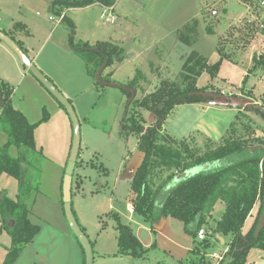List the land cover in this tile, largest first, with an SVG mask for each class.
Returning <instances> with one entry per match:
<instances>
[{
    "label": "rangeland",
    "instance_id": "1",
    "mask_svg": "<svg viewBox=\"0 0 264 264\" xmlns=\"http://www.w3.org/2000/svg\"><path fill=\"white\" fill-rule=\"evenodd\" d=\"M12 1L0 2L2 26L9 27L13 18L22 20L21 17L24 16L19 12L18 7H14L15 4ZM23 1L30 6L35 5L36 11L42 12L47 8L45 4H40V0ZM129 1L121 0L120 4L124 6H120L117 10L120 14L119 19L126 16L130 20L123 23L126 25L124 30L127 31L126 34L124 33V44L111 42L117 45L121 55L119 57L115 55L113 63L105 67L102 72L107 80L112 81V86L97 87L94 84L97 78L93 80L89 78L87 63L75 52L71 51L69 55L61 51L56 44L45 43L44 30L40 31L35 41H32L39 47L45 45L37 62L62 93L65 96L69 93L68 95L72 97L66 96L73 104L81 121L82 141L72 187L75 193L74 210L81 213L90 228H93L100 217L108 212L118 211L123 216V223H130L127 207L131 204L133 197L131 185L143 157L138 149V138L136 136L125 138L122 135L126 109L130 108L135 100H142L155 92L164 82H174L183 87L186 84L185 77L191 76L184 70V64L191 53H197L211 65L221 62L220 72L215 79H211L206 73L197 77L198 87L213 85V88L207 91L206 100L201 104L177 107L163 124V131L179 140L189 138L197 149L206 148V141L195 134L202 131L205 134L210 133L215 142L221 143L223 138L216 140L218 139L216 137H219L216 133L229 122V119L227 120L229 117L217 110L229 108L230 100L233 106L241 108L247 116H250L256 127L264 126V70L259 69L249 73L255 65L250 59L254 36L253 32L243 28V24L239 21L246 12V7L241 2L237 0H149V2L144 0L146 5H135ZM215 8L219 12L216 17L212 16L210 11ZM84 11H80L79 15L73 14L79 25L77 30L79 41L102 40V29L112 30L119 26L117 23L111 25L107 20H103L101 18L103 12L98 6ZM89 17L91 22L88 20ZM55 18L58 17L55 16ZM61 25L62 29L68 28L65 22ZM208 26L213 29V33L207 31ZM96 43L98 44L99 41ZM8 47L17 55V52ZM219 51L226 59H221ZM18 60L21 61L20 57ZM0 67L12 77L13 90L14 88L17 90L13 98L11 97L12 103L27 116L28 121L35 124L42 120L45 114L48 115V119L38 127L35 133L37 150L41 153L33 154L35 166L27 173L33 185L39 188L35 196L33 212L36 214L34 216L40 219L36 221L32 218L39 224L44 219L52 224L55 223L56 226L59 223L63 225L66 216L62 204L61 175L72 147V122L61 102L55 99L26 67L21 69L26 74L24 78L16 76L14 65L10 64L9 58L2 53H0ZM138 70L141 76L137 75ZM247 73H249L248 81L244 84ZM61 75L68 83L62 82L65 86L58 80ZM134 78L137 81L136 95L129 105L131 97H128L121 87L128 88ZM136 111L141 113L146 130L157 124L153 112L142 108H137ZM259 135L263 138L264 132H259ZM7 140L6 133L0 130V145L6 144ZM10 153L15 157L17 149L12 148ZM237 158L239 155L231 156L228 161H236ZM214 168L216 165H211L206 170ZM80 181H84L85 184L78 192L77 184ZM179 181L177 177L173 179L168 184L166 192L174 189L180 183ZM1 190L8 198L16 200L18 181L8 174H2L0 176ZM224 210V204L216 205L213 212L214 219L203 227L208 233L204 241L215 238L216 235L211 237L208 231H213L216 221L223 217ZM163 220L166 221L161 227V233L164 235L156 234V242L160 249L157 248L152 255V264L158 261L161 263L169 261V254L164 250L174 247L171 241L181 246L180 244L187 242L191 244L194 240V236L185 231L181 221L175 218ZM248 227L249 223L245 230ZM2 233L5 232L2 231ZM108 235L111 233L109 232ZM197 239L199 241V238ZM112 243L113 238L105 244L110 247ZM196 247L198 248L199 244ZM204 247L200 244L201 249ZM224 247L219 248L221 251L219 253L223 252ZM178 251L180 256L185 255L181 249ZM261 255V250L253 249L250 256L257 260ZM188 262L193 264V261Z\"/></svg>",
    "mask_w": 264,
    "mask_h": 264
},
{
    "label": "trees",
    "instance_id": "2",
    "mask_svg": "<svg viewBox=\"0 0 264 264\" xmlns=\"http://www.w3.org/2000/svg\"><path fill=\"white\" fill-rule=\"evenodd\" d=\"M118 1L51 0L50 6L51 13L60 17L73 8H87L92 5L111 9ZM63 22L69 28L71 50L87 63L91 78H96L103 66L111 65L115 55V57L121 55L115 44L99 42L92 46L77 40L74 22L66 17ZM13 31L29 34L27 26L21 22L13 25ZM207 31L213 33V29L209 26ZM6 34L14 39L11 34ZM15 43L26 53L22 42L16 40ZM219 53L222 60L226 59L221 51ZM220 69L221 62L211 65L197 53H191L184 64V70L191 76L185 77L186 84L183 87L174 82H164L155 92L142 100H135L131 107L126 109L122 135L125 138L131 136L138 138V149L143 157L131 185L133 212L150 225L153 233L158 222L175 218L184 224L187 233L197 239L198 231L204 229L203 227L214 219L213 212L216 205L224 204L223 217L216 221L212 232L208 231L211 237L220 234L224 238H231L228 252L218 264H248L252 249L264 252V225L259 230L264 217V137L262 138L259 132H264V128L256 127L250 116L238 107L236 120L221 143L201 133H195L206 141L205 149L194 147L189 138L179 140L163 131V124L177 107L201 104L206 100L207 91L213 88V85L200 88L197 85V77L206 73L211 79H215ZM259 69L264 70V61L255 62L254 68L249 73ZM249 73L245 76L244 84L248 81ZM137 75L141 76L139 70ZM101 80L113 84L103 76V73ZM95 82L97 87H104L100 82ZM136 83L134 78L128 86L129 90H136ZM0 89L3 94L0 129L8 136L7 143L0 146V176L8 174L18 181L16 200L8 198L5 192H0L1 231H6L12 239L3 264H15L24 249L37 238L41 229V225L33 223L30 218L39 188L33 185L27 173L35 166L33 154L41 153L37 150L35 133L38 127L48 119V115L45 114L43 119L35 124L29 122L12 103L13 89L2 82H0ZM129 90L124 92L131 97ZM230 102L232 107V100ZM137 108L153 112L157 124L146 130L144 119L141 113L136 111ZM12 148L18 151L15 157L10 153ZM235 155H239L238 160L229 162L230 157ZM211 165H216V168L203 170ZM198 167L202 168L200 172L181 180L174 189L166 192L168 184L176 178L177 174ZM65 170L66 167L64 173ZM164 173L168 175H160ZM63 182L64 179L61 189H63ZM83 183L84 181H80L77 189L81 188ZM62 204L64 205V201ZM111 216L116 222L118 233V252L114 257L128 256L136 260L145 258L150 249L143 246L130 226L123 224L118 214H111ZM249 220H251L250 225L245 230ZM72 236L80 244L73 233ZM210 241V238L207 241L203 240L201 245L209 249ZM151 249H155V246ZM82 251L84 255L83 248ZM85 263L86 255H84L83 264Z\"/></svg>",
    "mask_w": 264,
    "mask_h": 264
},
{
    "label": "crops",
    "instance_id": "3",
    "mask_svg": "<svg viewBox=\"0 0 264 264\" xmlns=\"http://www.w3.org/2000/svg\"><path fill=\"white\" fill-rule=\"evenodd\" d=\"M2 0H0L1 2ZM31 1V0H30ZM119 0L115 7L111 8L112 13L115 15L116 20L111 25L119 24L118 27L112 28V30L102 29V35L101 39H96L93 41H86V40H80L82 42H86L90 45L97 44L96 42H107L111 43L112 41H115L120 44H124V33L126 34L127 31L124 30L126 25L123 23L130 22L128 17L124 16L123 19H119V12L117 11L118 8L121 6L123 7L124 4H120ZM15 6L19 8V12L24 15L21 17L22 20H18L13 18L11 25L9 27L2 26L1 25V18H0V30L6 33L11 34L14 37V41H20L24 45L26 49V54L30 58L33 64L37 65V67L45 74V72L41 69L40 64H38V57L43 52L45 45L39 47L37 44L35 45L32 41H35L36 37L39 36L40 31L44 30L45 35L43 36V39L45 43L51 42L53 44H56V46L61 50L66 52L67 54H71L72 50L70 48L69 44V28H63L61 25L62 22H58L55 18V15L51 13V0H40V4H45L47 6L46 9H43V11H36V6H30L28 3L24 2L23 0H13L12 1ZM132 4H144V0H130ZM149 2V0H148ZM100 7L101 12L107 11L109 8H104L100 5H92L91 7L87 8H73L72 10L66 11L65 17L70 19L74 24L76 25V38H77V30L79 29V25L76 23V18L73 16V14H78L80 11L84 10H91L93 7ZM85 12V11H84ZM45 13V15L43 14ZM51 13V14H50ZM72 14V16H70ZM89 22H91V17L88 18ZM56 21V22H55ZM16 22H21L25 26H27L29 30V34L26 35L22 32H14L13 31V25ZM103 37V38H102ZM12 38V37H11ZM0 53L3 55H6L9 60L10 64L14 65L16 76H21L24 78L26 76L25 73L21 71V69L25 65L22 64L20 60H18V54L16 55L3 40H0ZM123 65V64H122ZM121 65V66H122ZM120 66V67H121ZM29 71V70H28ZM30 72V71H29ZM46 75V74H45ZM89 75V74H88ZM47 76V75H46ZM20 77V78H21ZM48 77V76H47ZM49 78V77H48ZM93 80V78L89 77ZM50 79V78H49ZM12 77L8 72H4L0 67V82L4 84H8L12 89L14 85L12 84ZM18 80V79H17ZM51 80V79H50ZM58 80H60L61 84L64 85V83L68 84L65 77L61 75L58 77ZM20 81V80H19ZM52 81V80H51ZM64 82V83H62ZM95 84V82H94ZM56 85V84H55ZM96 85V84H95ZM13 86V87H12ZM65 86V85H64ZM67 87V86H66ZM106 87V86H104ZM59 88V87H58ZM17 90H13L12 98L14 96V93ZM64 94V93H63ZM69 93H66V96L68 98H72ZM66 97V98H67ZM67 98V99H68ZM225 98V97H223ZM228 99V98H225ZM69 100V99H68ZM70 101V100H69ZM2 104L0 105V114L2 111ZM16 108V106H15ZM18 110V108H16ZM21 111V110H20ZM218 112H223L227 114V120L229 119V122L225 124L222 129L216 133V137L219 139H222L224 135L227 133L229 127L234 122V118H236V115L238 113V108L236 106H229V108H221V110H217ZM22 112V111H21ZM25 115V114H24ZM26 116V115H25ZM27 117V116H26ZM28 119V118H27ZM228 126V127H227ZM264 128V126H262ZM2 132H4L2 129H0ZM200 131V130H199ZM198 131V132H199ZM201 132V131H200ZM205 137H208L213 140L210 133L205 134L203 131ZM201 133V134H202ZM202 134V135H203ZM7 135V134H6ZM215 141V140H213ZM37 142V141H36ZM0 146H3L0 145ZM72 146V144H71ZM71 148V147H70ZM252 151L254 149H251ZM18 153V151H17ZM80 154V153H79ZM69 159L67 160L64 168L63 173L61 175V179L64 177V169L67 167ZM209 167V166H208ZM206 167V168H208ZM204 168L203 170H205ZM178 175V174H177ZM177 177V176H176ZM176 179V178H175ZM63 180V179H62ZM183 180V179H182ZM85 181V180H84ZM181 181V180H180ZM179 181V182H180ZM85 183H83L84 185ZM83 185L81 188L78 189V192L80 189L83 188ZM2 191V190H1ZM0 191V192H1ZM4 192V191H3ZM93 191L91 192V194ZM75 193L74 190L72 192V198L74 197ZM133 200V197H132ZM63 201V199H62ZM72 205H73V213L74 216L77 219V222L79 223V226L85 233V235L88 237V239L91 242L92 248H93V254L95 255L94 263L93 264H152V255L156 252L157 248L160 249L158 246L157 235H164L161 233V227L166 222L164 220H161L158 222L155 232H152V229L148 223L145 222V220L140 217L139 215H134L133 212V205L128 204V213H129V224L124 222L123 224H126L130 226L132 229L134 235H137V237L142 242L143 246L147 249H150L148 254L143 259H133L128 256H118L114 257V255L118 252V233L116 231V224L114 222L113 216L111 214H118L121 218V221L123 222V216L117 211L113 213H106L104 216H101L98 223L95 224L93 228H90L88 223L85 222L84 217H82L80 212H76L74 209V198L72 199ZM35 206L33 207L34 211ZM34 212L30 216L31 221L33 223H36L33 221V218L36 219V221H39L40 218H37ZM65 215V214H64ZM33 217V218H32ZM63 225L59 223L58 226L52 224L51 222L42 220V223H36L38 225H41L40 233L36 236L37 238L29 244L24 251L21 254V257L16 261L15 264H83L84 262V255L82 251V247L78 242L75 240V238L72 236L67 217H64ZM113 221V224H112ZM251 220L248 221L250 225ZM248 223L245 225V227L248 225ZM4 231V230H2ZM1 231V221H0V264H2L3 260L6 259V254L8 252V249L11 246L12 239L9 237L8 233L4 231L3 234ZM111 233V235H108V233ZM2 233V238H1ZM117 233V234H116ZM157 234V235H156ZM116 235V236H115ZM111 238H113V243L110 245H106L107 241H109ZM165 238V237H164ZM174 245L173 248H169L168 250H164L165 253L168 252L169 254V261L165 263H161V261L156 262V264H189L188 261H193V264H218V256L225 257L226 253L228 252V244L231 242V238H224L222 235L217 234L213 240L210 241V248L209 249H201L200 244L202 241H198V239L194 238V240L189 244L187 242L186 244H175L173 241H171ZM199 244V247L197 248L196 245ZM153 246H155V249H151ZM223 252H221L219 248L223 247ZM178 249H181L183 252H185V255L180 256V253ZM219 249V251H217ZM253 250V249H252ZM252 253V252H251ZM251 255V254H250ZM264 261V252L262 251V255L259 259L255 260L253 257L249 256L248 264H256L258 262ZM163 262V261H162ZM4 263V262H3Z\"/></svg>",
    "mask_w": 264,
    "mask_h": 264
},
{
    "label": "water",
    "instance_id": "4",
    "mask_svg": "<svg viewBox=\"0 0 264 264\" xmlns=\"http://www.w3.org/2000/svg\"><path fill=\"white\" fill-rule=\"evenodd\" d=\"M0 40H3L7 43L8 46H10L17 54L19 55L22 64H24L30 73L34 76L35 79H37L40 83H42L45 88L57 99L61 104L64 106V108L67 111V114L69 115L70 121L72 122L73 126V137H72V147L69 155V162L67 164L65 174H64V182H63V189H62V198L64 201V211L65 216L67 217L68 224L70 227L71 232L74 236L80 241V244L84 250V255H86V263L85 264H93L95 255L93 254V248L91 245L90 240L85 235L81 227L79 226V223L77 222L76 217L73 213V207H72V185H73V176L74 172L77 166L78 157L80 153L81 148V121H79L77 113L75 112V109L73 107V104L66 98V96L62 93V91L58 88L55 83H53L38 67L37 65L33 64L28 55L23 51V49L15 43V41L9 37L6 33L0 30ZM106 66H103L96 78L97 82H100V84L104 86H112L113 84L103 82L101 80V74ZM118 86V85H117ZM124 90H129V88H123ZM131 93V98L129 105L132 103L133 98L136 95L135 90H129ZM0 103L3 105V94L0 89ZM202 168H194L190 171H186L183 173H180L177 175L178 180L186 179L188 177H191L193 174L198 173L201 171ZM264 225V217L260 223L259 230ZM256 264H264V261L258 262Z\"/></svg>",
    "mask_w": 264,
    "mask_h": 264
},
{
    "label": "built area",
    "instance_id": "5",
    "mask_svg": "<svg viewBox=\"0 0 264 264\" xmlns=\"http://www.w3.org/2000/svg\"><path fill=\"white\" fill-rule=\"evenodd\" d=\"M241 2L246 7V12L242 17H240L243 28L253 32L254 40L251 48L250 59L253 64L255 62L264 61V0H237ZM212 16H218V10L211 9ZM65 18V14H62L57 18L58 22H62ZM101 18L107 20L110 24L114 23L116 20L115 15L112 10L108 9L103 12ZM249 33V32H248ZM250 34V33H249ZM133 210V209H132ZM198 238L203 241L207 238V233L204 229L198 231ZM219 261L223 257H217Z\"/></svg>",
    "mask_w": 264,
    "mask_h": 264
}]
</instances>
